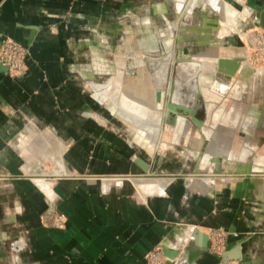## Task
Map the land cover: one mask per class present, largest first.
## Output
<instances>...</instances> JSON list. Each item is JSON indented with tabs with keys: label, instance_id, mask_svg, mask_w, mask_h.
Here are the masks:
<instances>
[{
	"label": "crops",
	"instance_id": "obj_1",
	"mask_svg": "<svg viewBox=\"0 0 264 264\" xmlns=\"http://www.w3.org/2000/svg\"><path fill=\"white\" fill-rule=\"evenodd\" d=\"M177 1H184L183 10ZM263 8L264 0H0V41L8 35L28 51L20 75L10 76L0 64V264H143L144 253L159 241L176 251L174 264H218L222 257L191 230L219 226L229 231L228 259L240 255L264 264V174L239 175L243 160L234 151L250 144V122L216 124L224 144H215L221 149L215 154L206 150L205 122L169 125L179 131L175 137L190 134L204 150L197 162L167 151L169 165L162 168L164 152L130 155L137 146L116 132L137 129L113 127L103 97L112 67L135 93L149 84L156 88L158 70L154 81L140 75L142 52L179 51L177 37L182 51L202 52L203 61L241 58L242 70L234 75L199 79L203 97L250 93L261 98L264 115V67L247 64L238 39ZM116 17L118 62L110 55ZM128 18L137 23L133 30ZM129 59L134 76L125 72ZM217 110L210 115H220ZM53 148L60 149L59 159ZM136 157L151 167L146 177ZM41 159H55L60 170L35 171L32 163ZM211 170L227 178L215 179ZM118 174L133 177L111 183Z\"/></svg>",
	"mask_w": 264,
	"mask_h": 264
},
{
	"label": "rangeland",
	"instance_id": "obj_2",
	"mask_svg": "<svg viewBox=\"0 0 264 264\" xmlns=\"http://www.w3.org/2000/svg\"><path fill=\"white\" fill-rule=\"evenodd\" d=\"M133 5H127V8H134L130 7ZM176 6L178 7L179 11L183 10L185 7L184 1H180L176 3ZM166 21H158L159 26H165ZM127 26L130 30H133L137 23L135 19L128 18L127 19ZM119 20L116 17V19L111 21V29H112V36H111V60L119 61L121 56L118 53V41H119ZM11 39L14 43H17L21 46L23 49L22 54V63L24 66L20 68L17 71H20L21 73H15V74H9L10 76H17L22 74L27 70V54L28 51L26 47L16 39L4 35L1 38L0 45L2 44L3 40ZM238 39L243 46L245 58L247 64L252 66L253 68H262L264 67V27H257V26H244L243 30L241 31L240 35H238ZM177 42V43H176ZM176 47L178 46L179 51H173V55L177 56L178 60H181L179 65L183 68H187V71L189 74H196L195 78L196 81L193 82V78L190 79V83L192 84V90L193 95L196 91L200 92V85H199V79L201 78H207L209 79L208 74H213L216 76H224L226 74L218 73L215 70L216 64L213 60H201L202 55H204L202 52L197 53L196 55H192L188 53L187 51H182V48L179 47L177 37H176ZM13 54V53H12ZM171 51L162 53L160 49L158 50H149V51H143V60L145 61L146 68L142 66L140 68V75L144 76L145 79L151 77V80H153L154 72L158 70L155 74L156 78L158 79L156 82H154V86H160L163 87L165 85L164 79L167 77L168 68H169V60L171 55ZM186 60V61H182ZM202 65V66H200ZM202 67V68H201ZM242 63H240L239 68L237 71H241L242 69ZM112 74H108V78L103 79L104 82H108V85H105L103 88L107 86V91L104 92V102L106 109L108 112H110V122L112 123L113 127L120 125L121 123H128L132 127H135V129H129L127 128L125 131H118L116 132V135L119 138L124 139V141L131 140L132 143L137 146V148H133V152L130 153V155L136 154V152H141L142 155H145L147 157L149 156H156V154H162L161 158V167L165 168L167 165H169V161L166 158L167 151L171 152H182L183 157L187 158V156L192 157V161L197 162L199 157L201 156L202 151L204 150L203 147H198V144H193V139L190 134H187L186 137H175L176 135L180 134L178 132L170 131L168 126L176 127L178 125L185 126L188 125V123H194L190 119L189 115L186 114H180L178 116H171L167 114L166 111V99L163 98L162 91V99L158 105H156V102L154 100V92L155 88L152 89L150 84L147 85V87H143L141 92L137 93L134 92L132 89H127L124 87L123 83L119 82V75H120V69L118 67H112L111 70ZM173 71H175V68H173ZM126 73L130 74L131 76H134L137 74L136 69L133 68V62L132 59L128 60V66L126 68ZM207 74V75H206ZM222 74V75H220ZM188 77V76H187ZM155 78V80H156ZM122 80V79H121ZM189 82V81H188ZM106 84V83H105ZM178 81L176 85H178ZM216 85L215 81L213 83V87ZM209 88V86H207ZM210 89V88H209ZM212 89V88H211ZM185 92L190 93L189 87L185 86L183 89ZM195 90V92H194ZM103 94V93H101ZM204 95L201 94L200 97V110H199V116L203 119V123H206V129L204 131V134L206 135V139L209 140L208 145H211L210 148H207L206 150L210 152V154L217 153L216 151L221 150L218 149V147H215V144H221L224 142H221V139H224V137H220L219 133L214 132L215 126L218 123H226L230 124L232 121L237 120L236 124H244L249 123V129L250 131L246 133L245 136L248 135L249 142H244V144L238 148L234 149L236 151L237 157L239 159L243 160L240 161V171L238 174H264V162L263 156H264V130L262 129L261 125H264V115H263V102L261 98L255 96L253 97L252 94L248 93H240L238 96L234 95L231 96H225L221 97L220 99H217V94H215V91L208 92L207 97H203ZM194 97V96H193ZM196 99V97H194ZM160 106L164 107V114L165 116H162L160 118L159 122V116L157 114V110L155 108H160ZM214 108V109H213ZM215 108H217V112L220 113V115L212 116L210 115L211 111L215 112ZM227 108V110H226ZM254 109L258 112V114L253 117L250 116L248 113ZM166 111V112H165ZM227 112H231L229 116L223 115ZM235 112H239V115L234 118ZM171 116V117H170ZM126 117V118H125ZM234 118V119H233ZM189 119V120H188ZM205 120V121H204ZM142 123V124H141ZM177 123V124H176ZM202 123V124H203ZM143 124H149L148 126H144ZM161 125L160 131H157V128L154 129L155 125ZM228 124V125H229ZM255 126H258L255 128ZM158 127V126H157ZM168 130V131H167ZM254 130V131H253ZM49 133H47L48 136ZM171 139L177 141V144H173L170 148H168L170 145ZM192 139V140H191ZM182 140V141H180ZM249 145V146H247ZM217 148V150H216ZM167 149V150H166ZM60 149L59 148H53L55 159L60 158ZM223 150H226L225 148ZM158 151V152H157ZM228 151V150H227ZM201 152V153H200ZM219 154V152H218ZM226 154V153H225ZM137 155V154H136ZM212 156V155H211ZM220 156V155H219ZM201 158V157H200ZM55 159H48L44 160L41 159L40 161H36V163H32V167L35 171L41 172V173H50L53 172L54 169L61 168V165L58 163H55ZM245 160V161H244ZM214 174L212 176H215V179H225L227 178V175L225 172H222L221 170L212 171ZM151 173V167L148 165V168L143 171L141 176H147V174ZM206 173V172H205ZM208 173V172H207ZM204 176V175H203ZM132 178L133 175H124V174H118V175H111V183H120L122 180H127L128 178ZM193 177V176H190ZM194 177H199V175H194ZM54 177H49V179L53 180ZM139 196V194H138ZM140 197V196H139ZM212 232L214 234L215 238L222 239L224 241V245H226V240L229 235V231L225 229L222 226L219 227H210L207 229V233ZM159 244H162L161 241L156 243L153 247L148 249L147 251H150L154 249ZM163 246V244H162ZM164 247V246H163ZM146 251V252H147ZM145 252V253H146ZM144 253V255H145ZM143 255V258H144ZM169 262L171 264L175 263L174 257L168 258ZM145 258H144V263Z\"/></svg>",
	"mask_w": 264,
	"mask_h": 264
},
{
	"label": "water",
	"instance_id": "obj_3",
	"mask_svg": "<svg viewBox=\"0 0 264 264\" xmlns=\"http://www.w3.org/2000/svg\"><path fill=\"white\" fill-rule=\"evenodd\" d=\"M253 24L254 26H257V27H264V8L259 11L258 17L253 22ZM171 53H172L171 54L172 56L170 57V60H169V68H168L167 77L166 79H164L165 85L163 87L157 86L155 88L154 100L156 102V105H158L162 99V95L164 94L163 98L166 99V108H167L166 111L168 110L167 111L168 115H171L174 117L180 114L189 115L192 122H194L197 126H200L203 123V119L199 116V110L201 106V103H200L201 94L198 91L195 92L194 90L195 93L193 95L192 94L193 90L191 87L192 84L190 83V79L192 78H193V82L196 81V78H195L196 74L194 75V74H191V73L189 74L188 72H186L189 66H187V68L181 67L179 65L180 64L179 62L181 60H178L177 56L173 55V51ZM182 61H186V60L182 59ZM214 61L216 64V67H215L216 72L223 73L226 75H234L239 68L241 58L237 56H234V57L219 56L216 59H214ZM173 68H175V71H173ZM177 81L179 83L178 85H176ZM185 86L189 87L190 91H192L191 94L183 90ZM162 91H164L163 94H162ZM193 96L196 97V99ZM155 109L157 110V114L159 116V122H160V118L162 116H165L164 107L160 106V108H155ZM143 125L148 126L149 124H143ZM156 128H157V131H160L161 125L160 124L155 125L154 129ZM133 162L137 164L139 167H141L143 171H145L149 165L146 161H144L140 157H136ZM191 236L194 238L200 237L204 239L205 245L210 244L207 233L202 231L198 227H194L191 230ZM164 251H165V254L170 258H173L176 253V251L166 249V248H164ZM221 257L222 259H228L226 252H223L221 254ZM234 258L240 259L241 256L236 255ZM243 263L249 264L246 261H243Z\"/></svg>",
	"mask_w": 264,
	"mask_h": 264
},
{
	"label": "built area",
	"instance_id": "obj_4",
	"mask_svg": "<svg viewBox=\"0 0 264 264\" xmlns=\"http://www.w3.org/2000/svg\"><path fill=\"white\" fill-rule=\"evenodd\" d=\"M23 49L11 39L3 40L0 45V64L6 66L9 74L21 73L19 70L24 66L22 63ZM13 53V54H12ZM208 239L210 241L209 251L221 256L225 250L224 241L215 238L212 232H208ZM146 264H171L165 254L164 247L159 244L154 249L147 251L144 255ZM218 264H244L240 259H219Z\"/></svg>",
	"mask_w": 264,
	"mask_h": 264
},
{
	"label": "bare ground",
	"instance_id": "obj_5",
	"mask_svg": "<svg viewBox=\"0 0 264 264\" xmlns=\"http://www.w3.org/2000/svg\"><path fill=\"white\" fill-rule=\"evenodd\" d=\"M200 66H202V65H200ZM202 68V67H201ZM167 109V108H166ZM168 111V110H167ZM181 116V115H180ZM171 117V116H170ZM126 118V117H125ZM189 120V119H188ZM177 124V123H176ZM168 258H170V257H168Z\"/></svg>",
	"mask_w": 264,
	"mask_h": 264
}]
</instances>
